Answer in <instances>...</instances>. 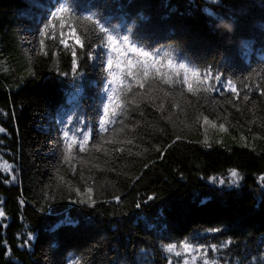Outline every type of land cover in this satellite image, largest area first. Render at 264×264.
Instances as JSON below:
<instances>
[{
	"label": "trees",
	"instance_id": "obj_1",
	"mask_svg": "<svg viewBox=\"0 0 264 264\" xmlns=\"http://www.w3.org/2000/svg\"><path fill=\"white\" fill-rule=\"evenodd\" d=\"M55 3L0 0V164H12L15 175L0 169V264H183L188 257L162 249L181 241L204 244L216 264H264V155L208 141L202 126L206 115L228 132L264 139V0H69L78 15L96 13L114 33L131 28L148 50L232 80L240 96L214 79L216 91L196 95L158 80L148 91L134 85L127 98L135 102L122 103L104 134L113 143L90 135L87 150L75 146L68 159L63 142L57 146L60 121L71 115L85 121L80 128L98 129L107 73L87 59L98 43L90 27L77 25L76 77L59 28L40 35ZM229 22L231 32L219 27ZM230 169L239 185L228 183ZM214 227L221 232L207 231Z\"/></svg>",
	"mask_w": 264,
	"mask_h": 264
},
{
	"label": "snow or ice",
	"instance_id": "obj_2",
	"mask_svg": "<svg viewBox=\"0 0 264 264\" xmlns=\"http://www.w3.org/2000/svg\"><path fill=\"white\" fill-rule=\"evenodd\" d=\"M208 4L212 6H223V0H208ZM77 25L91 29V35L95 37V41L91 44L89 50L86 51L87 59L100 60L103 71L107 73V83L105 84V91L107 93V101L103 102V115L99 116L98 119V129L91 125H86V129L80 128V125L85 124L83 119L77 118L74 122L73 117L69 115L67 117V123L60 121V136L57 140V146H61L63 142V147L65 149V159H68L70 154L73 152L75 146H78L80 152H85L89 144L90 135L95 137L99 135L102 140H106L108 143H113L112 140L107 139L104 134L109 131L108 125L114 123V118L118 115V110L122 108V103H133L134 100H129L127 98V93L132 92L133 86L140 89H145L149 81L158 80L161 84L169 86L172 88L173 85H182L184 89L188 92L196 95L198 92L210 93L217 90V85L209 83L211 80H215L218 84L222 86V90L227 92L231 91L234 97H239L240 92L232 80L227 82L223 81L219 74L213 76V74L205 69L203 74L199 68L195 66H189L183 61L177 62L168 52H161V49L148 50L144 46L138 44L134 39H132V29L129 28L125 33H114L104 22V20L96 13H89L88 15H78L75 12L72 4L69 0H56L54 5V10L51 11V15L47 20V23L43 28H40V35L45 36L48 29H55L58 27L60 30V40L59 43L64 45L72 52L71 61V72L74 77L80 75L79 73V63L80 57L77 56L76 46H81L83 44L81 41V36L77 34ZM219 27L231 32L233 30L232 24L221 23ZM71 40L73 43L69 44L68 41ZM40 51H44V41H40ZM107 54L106 64L103 58ZM95 54V55H94ZM55 56V53H53ZM61 76L67 77V72H60ZM33 77L35 76L32 73ZM247 87V86H246ZM153 91H155L153 89ZM164 96L170 95L168 91H164ZM261 95H264V88L261 89ZM148 99H153V97L148 96ZM245 101L249 100V97L245 94L243 96ZM139 107V104H137ZM158 111L164 110V103L161 100L160 104L157 106ZM199 119V117H198ZM204 124L215 127L205 115L203 116ZM68 125H73L69 128ZM219 131H225V125L221 123L219 125ZM5 132L3 127H0V133ZM77 133H80L82 139L77 138ZM179 139V137H178ZM243 139V137H241ZM2 143V141H0ZM128 144L132 141L128 140ZM175 143V141H173ZM171 145H169L170 147ZM97 151L100 150L99 144H93ZM120 149H117L119 151ZM147 151V149H145ZM157 151H160L157 148ZM139 155V153H137ZM147 167V165H145ZM0 169L12 176V180H15V175L13 172L12 164L4 161L0 164ZM230 175L232 179L228 182L231 184L239 185L240 175L235 169H230ZM139 179V177H137ZM211 183H215L214 178H209ZM259 184L262 189H264V175L259 177ZM221 185L225 183L224 180L219 182ZM77 196L81 193L77 189ZM86 193H91V188H85ZM89 201L92 197L89 195ZM117 202H119V197H115ZM154 199H159L158 196H148L147 200L152 201ZM23 203V201H21ZM73 203H85L83 199L79 201H73ZM147 203V201H145ZM137 208L140 207L138 203ZM5 217V211L0 208V218ZM70 222V221H66ZM207 231L211 233H219L221 229L219 227L210 228ZM31 235L24 242L25 244L31 241ZM23 246V245H21ZM211 252L215 253L219 250V246L212 244L208 246ZM162 249L165 253L174 254L176 257L185 256L183 264H197V260H201L202 264H216V261L209 258V252L206 250L204 244H194L186 241H181L179 245L175 243H166L162 245ZM190 258V259H189ZM71 264H80L79 261H72ZM171 264V261H169Z\"/></svg>",
	"mask_w": 264,
	"mask_h": 264
},
{
	"label": "rangeland",
	"instance_id": "obj_3",
	"mask_svg": "<svg viewBox=\"0 0 264 264\" xmlns=\"http://www.w3.org/2000/svg\"><path fill=\"white\" fill-rule=\"evenodd\" d=\"M202 126L205 138L208 139V141L215 140V143L220 144L221 146L236 148L239 150H248L250 152L264 155V139L258 136L252 135L248 137L241 132L231 133L228 132L226 128L224 132H221L219 131V125L215 124V127H212L204 124L203 119ZM241 137H243V139H241Z\"/></svg>",
	"mask_w": 264,
	"mask_h": 264
}]
</instances>
